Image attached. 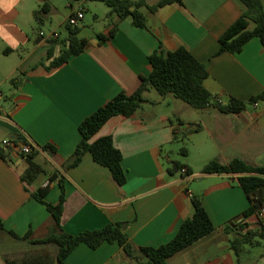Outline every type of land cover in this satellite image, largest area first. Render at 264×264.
I'll return each mask as SVG.
<instances>
[{
    "label": "crops",
    "instance_id": "crops-1",
    "mask_svg": "<svg viewBox=\"0 0 264 264\" xmlns=\"http://www.w3.org/2000/svg\"><path fill=\"white\" fill-rule=\"evenodd\" d=\"M144 1L154 5L159 0ZM103 4L101 0H17L10 12L0 9L5 34L18 41L0 40V149L6 155H0V221L5 229L0 228V264H58L56 244L17 239L8 231L46 237L54 221L33 192L41 189L45 201L57 203L60 180L65 188L66 232L76 235L126 221L125 233L136 249L172 239L182 221L193 215L192 197L197 196L215 229L171 256L168 264H236L229 244L232 234L224 228L250 206V198L239 184V173H203L202 169L211 160L227 164L234 158L264 165V99L247 103L241 112L224 113L214 107L194 109L173 94L170 99L169 94L158 97L150 88L141 109L130 117L112 116L96 135H111L121 150L124 184H118L109 167L95 161L90 152L73 167L63 169V164L81 139V121L119 92H134L152 70L149 56L161 46L166 51L187 47L206 65L209 74L204 84L223 103L231 96L248 101L264 92V45L259 36L238 52H219L221 36L243 14L245 4L183 0L154 12L141 7L146 26L135 25L131 15L121 18L109 13L110 7ZM77 7L85 11L79 36L88 44L53 66L52 61L68 47L67 19ZM86 18L89 34H85ZM48 25L46 33L43 29ZM63 26L66 35L60 30ZM250 27H254L251 20ZM113 28V36L100 40V33L108 35ZM15 77L20 79L17 85ZM197 125L200 129L183 141L175 139V132L180 136ZM19 135L38 147L35 160L45 174L41 180L39 175L29 183L22 178L27 163L19 152ZM4 138L13 139L15 145L2 147ZM44 145L54 150H44ZM183 145L188 148L186 155L181 152ZM178 147L184 158L179 157ZM173 160L184 163L188 175L180 170L170 173ZM244 220L250 229L264 224V217L259 220L257 214ZM137 260L145 258L129 257L117 242L105 241L97 248L78 244L65 262L134 264ZM242 262L264 264V242L247 247Z\"/></svg>",
    "mask_w": 264,
    "mask_h": 264
},
{
    "label": "trees",
    "instance_id": "trees-1",
    "mask_svg": "<svg viewBox=\"0 0 264 264\" xmlns=\"http://www.w3.org/2000/svg\"><path fill=\"white\" fill-rule=\"evenodd\" d=\"M101 1H104L110 7L109 13H117L121 18L131 15L134 24L137 26L147 25V17L141 7H146L149 11L154 12L166 4L183 2V0H159L156 4L149 5L144 0ZM241 1L245 4L246 9L221 36L219 52H238L254 36H259L264 45V1ZM46 5L47 3L43 6V10H46ZM34 15L40 23L42 20L40 10H36ZM250 20L254 23L253 28L250 27ZM115 30L116 28H113L108 35L100 33V40L110 38L114 35ZM79 32V26L68 25V47L64 48L60 55L52 61L51 64L53 66L60 65L67 61L70 56L79 54L84 50L88 40L80 37ZM52 52V49H50L49 56L52 55ZM149 58L152 70L148 76L142 77L140 86L134 92H119L81 121L79 125L81 139L72 157L63 164V169L77 165L81 161L82 156L86 152H90L95 161L109 167L113 178L118 184H124L127 181V175L122 166L123 154L121 150L115 146L111 135L99 137H96V135L112 116L130 117L141 109L148 100L145 97V93L150 88L156 89L163 96L173 94L176 98L183 100L195 109L214 107L224 113L241 112L247 103L254 102L257 99H264V92H262L257 96L251 97L248 101L234 96H231L227 103L219 101L216 95L209 91L204 84V80L209 74L206 65L198 60L185 46H180L172 51H166L161 46L151 53ZM19 80L18 77L13 78L14 84L17 85ZM199 129V125L193 126L187 132L180 134V136L178 132H175V139L183 141L190 132L198 131ZM17 140L28 142L23 135H19ZM42 149L54 150V147L44 145ZM181 152L186 155L188 153L187 146L183 145ZM37 154V149L27 155L21 154L27 163V168L23 172L22 178L28 183L33 181L43 171L42 166L35 160ZM0 155L6 157L2 149H0ZM184 166V163L173 160L168 167V171L175 173ZM187 172H189L188 169ZM202 172L239 173V184L246 191L251 204L239 217L226 225L224 230L232 234L229 244L236 255V264H243L242 255L247 250V247L264 242V224H260L257 229H250L248 228V223L244 220L253 214H257L258 208L264 204V165H251L239 158H234L227 164L220 163L218 160H211L203 167ZM60 185L62 192L57 203L45 201L44 193L41 189L33 192V196L46 205L54 221V226L46 237L33 238L31 236L32 233L20 236L14 231H8L9 234L17 239L29 240L33 243L56 244L58 247V264H66V257L80 243H86L92 248H97L105 241L117 242L129 257L140 254L145 258V260H137L134 264H168V259L171 256L211 234L215 229L209 213L202 205L201 199L193 196V215L182 221L179 230L172 239L159 246H142L136 249L125 233L128 224L126 221L110 222L102 228L85 230L74 235L66 232L62 226L66 199L62 180H60ZM0 228L5 230L1 221Z\"/></svg>",
    "mask_w": 264,
    "mask_h": 264
},
{
    "label": "built area",
    "instance_id": "built-area-1",
    "mask_svg": "<svg viewBox=\"0 0 264 264\" xmlns=\"http://www.w3.org/2000/svg\"><path fill=\"white\" fill-rule=\"evenodd\" d=\"M84 14H85V11H84L83 7H77L75 9H73L71 14L69 15V17L67 19V24L71 25V26H80V24L83 20ZM55 35L57 36V33ZM0 95H1V93H0ZM1 145L4 148H9V147L15 145V141L11 138H4L1 141ZM37 148H38L37 145L33 142H29V141L28 142H25V141L19 142V152L21 154L27 155V154L31 153L34 149H37ZM180 171L183 174L188 175L186 167H182L180 169ZM263 177H264V174H263ZM257 216L260 219H262L264 217V204L258 208Z\"/></svg>",
    "mask_w": 264,
    "mask_h": 264
},
{
    "label": "clouds",
    "instance_id": "clouds-1",
    "mask_svg": "<svg viewBox=\"0 0 264 264\" xmlns=\"http://www.w3.org/2000/svg\"><path fill=\"white\" fill-rule=\"evenodd\" d=\"M16 6L17 0H0V9H2L4 12H10ZM6 32L7 30L4 28V26L0 25V40H4L5 42L11 41V44H17L18 41H16L10 33L6 35Z\"/></svg>",
    "mask_w": 264,
    "mask_h": 264
},
{
    "label": "rangeland",
    "instance_id": "rangeland-1",
    "mask_svg": "<svg viewBox=\"0 0 264 264\" xmlns=\"http://www.w3.org/2000/svg\"><path fill=\"white\" fill-rule=\"evenodd\" d=\"M90 3H91V1H88V4L90 5ZM104 5V7L106 8V9H108V6H107V4H103ZM92 9V8H91ZM91 12H89L88 13V15L92 18V14H90ZM85 21L88 23V25L86 26L87 27V31L85 32V34H89L90 32H91V28H90V23H89V21H88V19L86 18L85 19ZM107 21L108 20H106V19H104V22H106L107 23ZM99 26L100 27H102L103 26V21H101L100 22V24H99ZM50 26L48 25V27H45L43 30L47 33L49 30H50ZM61 31H62V33H63V35H66L67 34V28L65 27V26H63V28H61L60 29ZM153 94L154 95H156V96H161L158 92H157V90L156 89H154L153 88ZM167 97V99H170L171 97H174L172 94H169L168 96H166ZM178 101H181V102H183V103H185L183 100H181V99H179L178 98ZM195 109V108H194ZM178 155H179V157H181V158H184L182 155H181V153H180V148L178 147ZM45 177V174L42 172V173H40L39 174V176H38V180H41L42 178H44Z\"/></svg>",
    "mask_w": 264,
    "mask_h": 264
}]
</instances>
